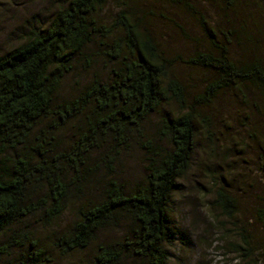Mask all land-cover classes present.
Segmentation results:
<instances>
[{
    "label": "trees",
    "instance_id": "1",
    "mask_svg": "<svg viewBox=\"0 0 264 264\" xmlns=\"http://www.w3.org/2000/svg\"><path fill=\"white\" fill-rule=\"evenodd\" d=\"M54 1L51 17L0 54V264H171L174 196L194 169L198 136H208L218 159L248 145L235 137L224 156L219 150L217 129L234 126L210 113L220 100L253 106L240 125L260 145L264 170V130L255 122L264 118V58L252 37L208 21L192 0H158L159 13H145L139 0ZM111 2L117 12L106 11ZM163 3L185 5L203 39ZM151 15L195 44L175 51ZM180 65L205 70L202 84L190 85ZM136 152L142 170L132 176ZM217 172L212 205L235 219L237 250L253 254L236 220L240 192L251 190L229 188ZM257 197L249 211L264 228V194Z\"/></svg>",
    "mask_w": 264,
    "mask_h": 264
},
{
    "label": "rangeland",
    "instance_id": "2",
    "mask_svg": "<svg viewBox=\"0 0 264 264\" xmlns=\"http://www.w3.org/2000/svg\"><path fill=\"white\" fill-rule=\"evenodd\" d=\"M192 1L197 8L202 10V13L207 15L208 21L215 22L221 19L224 29H236L237 35L243 37L245 41L249 39V36L252 37L256 49L264 58V0H235L234 5L228 9L222 0ZM139 3L145 8V13H149L150 10L164 12L161 7L162 3L159 4L158 0H139ZM115 4L111 2L106 11L108 13L112 10L117 12L118 8ZM163 4L169 7L170 11L177 12L173 15L188 25L190 34L194 38L203 39L204 34L200 22L198 23L194 18V14L187 12L185 5ZM56 10L54 0H2L0 54L19 44L25 29L36 24V21L47 20ZM148 19L164 37L168 46L175 51L187 50L195 44L168 24L159 21L157 16L151 15ZM245 25L248 31L244 29ZM234 50L236 54L241 53L237 46ZM243 51H246V48H243ZM178 71L185 80L191 82L192 86L201 85L207 74L203 69L190 68L186 65H180ZM240 100V98L238 101L232 99L224 104L223 100H220L216 106L212 107L210 113L220 112L221 120L226 118L233 120V127L219 128L218 133H215L217 137L225 138V140L217 139L223 156L225 152L222 148L235 146L236 143L233 141L235 137L247 140L246 151L242 154L232 152L226 159L224 157L222 159V156L218 159L216 156H209L208 136L205 133L198 136L194 169L180 181L181 187L174 196L172 219L177 232V240L172 249L171 264H264V228L251 217L252 212L249 211L258 205L257 196L264 194V170L259 163L261 160L260 145L251 141L247 134L249 128H244L243 124L240 125L241 122H245L247 114L254 112L253 106L252 111L248 107L240 106ZM262 119H264L263 113H259L255 120L259 124L258 130H264ZM215 154L219 156L220 152ZM216 168L218 169L216 179L220 181L224 179V184L229 188L243 186L251 190L249 193L240 192L244 213L242 212L239 215L240 218L236 220H243L248 237L253 242V254H247L246 251L244 254L237 250L235 244H238L242 238L236 233L233 224L235 219L223 215L212 205L215 193L213 191L208 194V189H214L213 185L216 184V180L213 182L211 180L212 171ZM128 170L132 176L141 172L142 162L138 152L133 154ZM60 264L68 263L60 261Z\"/></svg>",
    "mask_w": 264,
    "mask_h": 264
}]
</instances>
